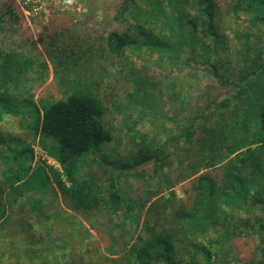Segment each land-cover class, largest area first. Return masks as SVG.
<instances>
[{
    "label": "rangeland",
    "instance_id": "obj_1",
    "mask_svg": "<svg viewBox=\"0 0 264 264\" xmlns=\"http://www.w3.org/2000/svg\"><path fill=\"white\" fill-rule=\"evenodd\" d=\"M34 1L41 5L42 12L29 20L22 15V24L11 22L0 14V62L12 64L17 61L20 65L18 81L11 79L3 84L0 77V88L11 91L16 82L20 86L19 93L37 105L25 113L35 107L38 111L45 100H57L77 90L88 89L102 102L103 124L113 134L112 142L102 146L95 158L103 156L115 161L125 159L131 151L139 148H161L171 153L173 167L158 168L154 173L153 166H149L147 170L150 173L147 172L144 178L122 177L120 187L127 201L122 208L116 212L96 208L83 217L75 215L59 192L54 194L49 188L33 190L31 194L40 201V216L29 214L24 202L23 205L18 201L13 203L6 193H0V201L6 207L5 217L0 220V245L7 249L0 248L1 264H127L130 248L142 235L144 217V211L136 214V206L133 205V210L128 208L133 203L128 199L145 200L149 194L147 189L159 190L156 198L172 197L173 202L168 209L163 210L161 206L156 209L158 218L171 220L173 208L186 199L184 183L192 180L180 181L182 166L177 164V160L186 159L188 155L178 138L182 136L185 123L188 125L207 101L225 91L203 69L200 59L192 61L200 67L197 70L184 59L189 56L186 43H183L188 31L182 23L193 15L190 7L194 0L187 3L178 0L173 5L169 0H135L132 6L128 4L127 9L137 10L144 17L154 13L157 21L148 22L147 30L155 38L166 40L180 50L182 56L144 45L127 50L122 58L109 53L107 38L112 31L125 27V23L113 20L118 10L123 11L125 0ZM12 2L18 6L17 0ZM214 2L223 47H218L222 49L213 53L210 62L218 66L219 74L227 75L228 72L218 65V60L229 59L227 68L231 69H240L245 61V64H250L255 57L250 49L260 51L257 48L259 42L255 40L260 38L264 41V27L256 29L250 15L235 14L233 0ZM124 15L134 22L135 18L127 11ZM177 16L181 19L180 24ZM178 27L183 30L179 31ZM245 55L249 58L242 61ZM0 103L2 108L4 102ZM230 107L231 113L237 108V103ZM28 121L29 117L23 112L12 115L0 110V131L21 138L22 144L27 143L33 148L36 137L26 128ZM208 159L209 168L203 167L202 172L206 170L220 177V166L226 160L220 164V161L213 163L210 157ZM41 165L32 158L31 166ZM5 167L0 160V181ZM97 168L93 165L83 174L92 173L104 184L106 179ZM224 209L230 213L227 216L231 220L233 215L235 224L249 216L234 206L224 205ZM187 236L190 242L184 241L182 247L190 252H194L191 244H203L218 254L210 260L211 264H252L261 259L257 249L258 237L250 232L237 234L229 241L223 240L211 227L204 234L192 232ZM23 250L34 254L32 260L18 263V259L9 252ZM182 258L188 260L187 256ZM197 258L200 264L206 262L200 254Z\"/></svg>",
    "mask_w": 264,
    "mask_h": 264
},
{
    "label": "trees",
    "instance_id": "obj_2",
    "mask_svg": "<svg viewBox=\"0 0 264 264\" xmlns=\"http://www.w3.org/2000/svg\"><path fill=\"white\" fill-rule=\"evenodd\" d=\"M134 1H123V11L118 10L113 17L115 22L125 23V27L108 35L109 53L122 58L127 50L146 45L150 49L168 50L174 55L178 53L182 56L180 50L166 40L155 38L147 30L148 22L157 21L154 13L144 17L137 10L127 9L128 4L132 6ZM177 1L169 0V3L173 5ZM233 1L235 14L250 15V21L256 29L264 27V0ZM184 2L187 3L188 0ZM190 8L193 15L182 23L183 28L188 31L183 43H186L189 56L184 59L196 70L200 67L192 61L200 59L203 69L225 91L207 101L198 114L193 115L189 124L185 123L182 136L178 138L188 155L186 159L177 160V164L182 166L180 181L192 180L184 183L183 193L186 199L173 208L171 220L158 218L156 209L159 206L163 210L168 209L173 202L172 197L156 198L159 190L147 189L149 194L145 200L128 199L133 202L128 208L133 210V205L136 206V214L144 211V217L142 235L130 248L127 264H200L197 254L204 257L206 262L203 264H206L218 255L209 246L191 244L194 251L192 253L182 247V244L184 241L190 242L188 233L204 234L210 227L226 241L243 232L256 235L261 259L252 264H264V41H260V38L255 40L259 42L257 48L260 51L251 48L255 57L250 60V64H245L249 56H243L242 61L245 63L240 69L227 68L230 60L223 61L220 58L218 65L228 72L227 75H221L218 66L210 62L213 53L222 49L218 47H223V38L219 34L215 18L216 4L214 0H194ZM125 11L135 18L134 22L125 17ZM0 12L11 22H23V14L12 0L2 1ZM177 20L180 24L179 16ZM183 28H179V31ZM19 66L17 61L12 64L0 62L3 84L11 79L18 81ZM19 90L20 86L16 82L11 91L0 88V102H4L0 110L12 115L23 112L29 117L26 128L38 139V145L60 164L65 179L64 181L61 174L51 168L31 166L32 147L27 143L22 144L21 138L0 131V160L6 165L1 171L0 193H6L13 203L18 201L23 205L24 202L32 216L41 215L40 201L31 196L33 190L49 188L54 194L59 192L78 216H86L96 208L116 212L127 202L120 187L122 177L144 178L149 172V166H153L154 173L158 168L173 167L171 153L161 148H139L135 152L131 151L125 159L118 158L115 161L103 156L95 158L94 155L102 146L112 142L113 134L103 124L102 102L88 89L77 90L57 100H45L38 111L35 107V111L29 113L25 111L36 104L28 96H22ZM233 103H237V108L230 113V105ZM16 107L19 109L16 110ZM238 107H242L241 110ZM231 117L233 121L230 120ZM209 157L213 163L220 161L222 164L226 160L220 166V177H216V173H207L206 170L202 172L203 167L209 168ZM93 165L101 170L106 179L104 184L92 173L87 176L83 174L85 169ZM224 205L234 206L249 216L241 218L235 224L232 214V220L228 218L229 212L224 209ZM257 210L261 212L258 213ZM5 214L6 207L0 201V220ZM0 248L4 249L1 245ZM9 252L18 259V263L30 261L34 255H30L28 250ZM183 256H187L188 260L184 261Z\"/></svg>",
    "mask_w": 264,
    "mask_h": 264
},
{
    "label": "built area",
    "instance_id": "obj_3",
    "mask_svg": "<svg viewBox=\"0 0 264 264\" xmlns=\"http://www.w3.org/2000/svg\"><path fill=\"white\" fill-rule=\"evenodd\" d=\"M17 5L21 10L22 14L25 16L26 20L30 18H35L38 13H41V5H39L34 0H17ZM34 151L33 160L35 163H42L44 168H51L61 174V178L65 181L64 177L62 176V169L60 164L51 156H49L39 145L38 139L36 140L35 146L32 148ZM41 165V166H42ZM66 183V182H65Z\"/></svg>",
    "mask_w": 264,
    "mask_h": 264
}]
</instances>
